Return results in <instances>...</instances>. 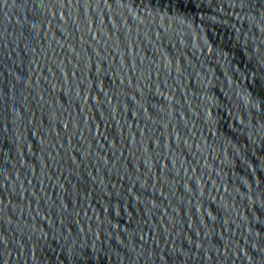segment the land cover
I'll use <instances>...</instances> for the list:
<instances>
[{"label": "water", "instance_id": "1", "mask_svg": "<svg viewBox=\"0 0 264 264\" xmlns=\"http://www.w3.org/2000/svg\"><path fill=\"white\" fill-rule=\"evenodd\" d=\"M87 264H264V0H26Z\"/></svg>", "mask_w": 264, "mask_h": 264}]
</instances>
